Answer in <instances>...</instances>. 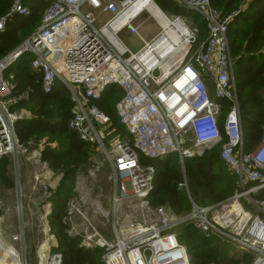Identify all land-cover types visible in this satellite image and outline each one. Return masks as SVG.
Instances as JSON below:
<instances>
[{"label":"built area","instance_id":"built-area-1","mask_svg":"<svg viewBox=\"0 0 264 264\" xmlns=\"http://www.w3.org/2000/svg\"><path fill=\"white\" fill-rule=\"evenodd\" d=\"M44 1L49 5L40 27L0 59V161L23 151L15 125L30 118L13 110L18 101L10 71L32 56L31 69L41 75L44 94H51L58 83L69 90V130L97 149L111 168V208L98 206L96 213L109 220L124 210L137 212L124 226L113 224L108 240L95 229L90 233L89 217L75 208L80 223L72 218L68 237L81 238L82 249H102L103 264H192L180 239L185 228L193 227L205 239L231 246L230 256L246 253L253 257L251 264H264V125L250 147L245 127L254 132L256 126L243 122L228 36L242 9L225 14L211 0H171L205 22L206 38L198 43V29L183 16L162 10L155 0ZM25 2L12 0L0 17V35L16 16H31ZM100 16L105 21L99 25ZM147 21L158 27L150 37V31L141 30ZM125 32L136 42L125 39ZM111 86L124 93L116 112L125 136L111 128V119L98 106ZM223 102L230 107L226 113ZM107 130L113 138L106 136ZM45 144L42 151L33 150L31 159L41 158ZM214 149H220L236 190L223 201L202 205L191 196L186 163ZM173 154L183 175L178 189L187 200L182 211L170 203L151 205L156 171L142 161ZM63 222L70 223L67 216ZM93 238L103 246H96ZM15 240L24 243V233ZM47 264H62V255L49 256Z\"/></svg>","mask_w":264,"mask_h":264},{"label":"trees","instance_id":"trees-1","mask_svg":"<svg viewBox=\"0 0 264 264\" xmlns=\"http://www.w3.org/2000/svg\"><path fill=\"white\" fill-rule=\"evenodd\" d=\"M245 1L211 0L212 6L225 14L242 9L240 7L246 3L241 16L231 24L228 36L232 55L236 60L235 77L240 106L242 101L244 102L241 108L243 122L245 125L252 122V125L256 126L254 132L249 130L250 126L246 127V139L251 147L260 139L264 125L260 96V91L264 88V0ZM11 4L12 0H0V17L9 10ZM25 4L31 9L32 14L30 17L16 16L8 25L6 32L0 35V59L25 41V33L31 31L28 35L30 37L40 27L43 14L49 5L44 0H26ZM158 6L165 12L181 15L189 21H199L197 16L188 15L184 8L171 0H163ZM199 29L201 33H205L206 38L205 22ZM32 60V56H25L10 71L16 79L15 91L27 90L30 97L22 99L13 108L15 112L24 110L31 116L29 120L16 123V134L20 145L25 149L31 148V143L35 148L45 139L48 144L57 143V147L49 148L42 153L41 161L55 174L62 175L61 185L67 183L73 187L77 172L88 165L93 148L81 141L78 135L68 128L72 108L69 91L59 89L57 86L54 93L44 94L41 89V75L35 74L31 69ZM259 80H262V83ZM123 94L122 89L117 86L113 89L108 88L98 104L102 112L110 117L111 128L118 131L121 136H125L126 131L121 126L115 109ZM247 104H252L251 109L246 108ZM222 107L226 113L229 105L223 102ZM243 111L246 114L245 118ZM219 155L220 149H214L206 152L203 158L186 163L191 196L200 204L220 202L230 197L235 190L236 179L221 162ZM10 159L5 157L0 161V186L12 188L14 183L10 178ZM142 161L154 167L156 171L154 187L149 196L151 205L161 207L170 203L178 211L185 210L187 201L178 189L183 179L178 166V156L173 154L162 159ZM62 193L63 199L53 206L49 218L52 235L58 241L54 253L62 255V264H103L102 249L86 251L80 247V239L67 236V227L62 220L71 191L67 189ZM52 203L51 200L47 204L51 207ZM0 240L4 241L1 235ZM180 241L187 248L192 264H248L251 259L247 256L244 262L234 258L228 259L221 247L222 243L205 239L193 227L185 228ZM0 252L3 254L1 247ZM2 263L11 264L5 260H2Z\"/></svg>","mask_w":264,"mask_h":264},{"label":"rangeland","instance_id":"rangeland-1","mask_svg":"<svg viewBox=\"0 0 264 264\" xmlns=\"http://www.w3.org/2000/svg\"><path fill=\"white\" fill-rule=\"evenodd\" d=\"M155 1L158 5L163 3V0ZM245 4L246 3H244L240 8L243 9ZM186 13L190 16L198 17L199 21L197 22L192 20H187L186 22L192 29H198V43L204 42L205 33H201L199 29L200 25L204 23L203 19L187 8ZM104 21L105 19L103 16H100L97 19L99 25ZM141 30L147 32L150 31L147 34L148 37H150L158 31V27L154 21H147L141 27ZM205 31L206 29L204 32ZM30 32L25 33L24 40L27 39ZM123 37L130 42H136L135 36L130 35L127 32L123 34ZM134 47L138 48L139 43L137 42V45ZM260 81L262 83V80H259V82ZM57 86L59 89L68 90L63 83H58ZM115 87L116 86H111L109 88L113 89ZM54 91L52 93H54ZM260 92L262 94L261 99L264 100V88ZM13 95L18 103L22 99L30 98L29 93L24 89L14 91ZM243 103L244 102L242 101L241 108ZM251 105L247 104L246 108L251 109ZM22 111L24 110L17 111V113H21ZM243 115L245 118L246 114L244 111ZM115 132L117 131L115 130ZM105 134L106 136L113 138V132L111 130H107ZM104 140L109 146V141L107 139ZM45 141L47 142V139H45ZM31 144V148H28V151L23 148V151L18 156L10 159V178L14 183V187L0 186V235L5 241L0 240V247L3 249V253H5V261H7L6 259L11 258L12 260L7 261L11 264H40V252L46 254L47 258L50 256V259L57 255V253H54V249L58 247V241L52 235L51 227L49 226V218L52 214L53 206L63 199L64 196L62 192L67 189L71 191V194L67 198L68 203L64 214V218L67 216L70 223L67 222V224H65L63 222V224L67 227V231L71 227L72 218L77 219L79 212L78 210L75 211V208L79 209L83 213H86L89 217V221L92 224L90 233H93L95 229L101 237L108 240H111L113 237V224L124 226L129 222L128 220L131 219L132 216L137 217V212L135 210H124L119 214L111 216L109 220L101 218L100 215L96 213L98 206H103L107 209L111 208L110 199L113 194V184L109 180L111 168L107 162L103 160V155L98 152L97 149H93L88 165L77 172L76 183L72 187L67 183L61 185V180L63 178L62 175L55 174L47 164L45 165V163L41 161V158L36 157L31 159L33 150L38 149L37 151H42L40 147L42 142L35 148H33L34 144ZM55 147H57V143L45 144L46 149L43 151H46L49 148L54 149ZM96 160L97 162H95ZM51 200L53 203L51 207H49V204L47 203ZM73 202L74 207H72ZM21 204L22 209L19 208ZM210 204L211 203L202 205ZM69 212H72V215L69 216ZM64 218L62 221H64ZM152 219L155 220L154 217H152ZM77 223H80L79 219H77ZM21 231L24 233V243L15 240ZM78 239H80L81 242L82 239ZM221 247L229 255V248H231V246L225 247L221 245ZM0 257L2 258L1 252ZM231 258L236 260L235 257ZM249 261L250 262L248 264H251L252 261Z\"/></svg>","mask_w":264,"mask_h":264},{"label":"bare ground","instance_id":"bare-ground-1","mask_svg":"<svg viewBox=\"0 0 264 264\" xmlns=\"http://www.w3.org/2000/svg\"><path fill=\"white\" fill-rule=\"evenodd\" d=\"M241 213V212H240ZM241 215H243L242 213H241ZM92 240H94L95 241V245L96 246H103V242L101 241V239H98V238H93ZM40 264H46V260L48 259L47 258V255L46 254H44V253H41L40 252ZM2 260H5V253H3L2 254V258L0 257V262L2 263ZM7 261H10V260H12L11 258H9V259H6ZM3 264V263H2Z\"/></svg>","mask_w":264,"mask_h":264},{"label":"crops","instance_id":"crops-1","mask_svg":"<svg viewBox=\"0 0 264 264\" xmlns=\"http://www.w3.org/2000/svg\"><path fill=\"white\" fill-rule=\"evenodd\" d=\"M26 118H31V116L30 115H28ZM144 161H148V160H144ZM183 180V179H182ZM235 190H236V187H235ZM234 190V191H235ZM234 193V192H233ZM184 196V195H183ZM185 197V196H184ZM227 199V198H226ZM225 200V199H224ZM223 201V200H222ZM213 203H215V202H213ZM212 204V203H211ZM215 242H219V241H215ZM223 246H225V247H230V246H228V245H225V244H222ZM225 252V251H224ZM225 254V256L228 258V259H233V258H231L232 256H230V255H228L226 252L224 253ZM238 255H239V253H238ZM245 256H247V257H250L251 259V261H252V259H253V257L251 256V255H249V254H243V255H239L238 257H236V260H241V261H243L244 262V258H245Z\"/></svg>","mask_w":264,"mask_h":264}]
</instances>
